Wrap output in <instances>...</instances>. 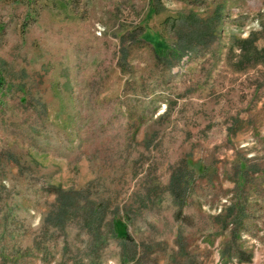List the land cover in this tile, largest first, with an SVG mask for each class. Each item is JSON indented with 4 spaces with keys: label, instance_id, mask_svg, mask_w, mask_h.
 I'll return each instance as SVG.
<instances>
[{
    "label": "rangeland",
    "instance_id": "obj_1",
    "mask_svg": "<svg viewBox=\"0 0 264 264\" xmlns=\"http://www.w3.org/2000/svg\"><path fill=\"white\" fill-rule=\"evenodd\" d=\"M0 264H264V0H0Z\"/></svg>",
    "mask_w": 264,
    "mask_h": 264
}]
</instances>
